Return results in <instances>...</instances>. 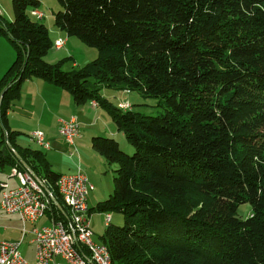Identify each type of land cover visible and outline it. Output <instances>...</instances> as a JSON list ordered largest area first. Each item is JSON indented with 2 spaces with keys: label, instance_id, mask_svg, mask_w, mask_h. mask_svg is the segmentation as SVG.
Here are the masks:
<instances>
[{
  "label": "trees",
  "instance_id": "16d2710c",
  "mask_svg": "<svg viewBox=\"0 0 264 264\" xmlns=\"http://www.w3.org/2000/svg\"><path fill=\"white\" fill-rule=\"evenodd\" d=\"M59 2L56 27L99 56L70 72L46 62L50 31L29 16L40 2L12 0L14 20L0 16L16 52L0 80V167L32 169L62 207L46 215L66 219L62 175L43 151L17 145L22 134L9 126L23 83L41 79L106 109L134 148L129 156L113 138H92L118 165L114 192L96 207L125 220L107 223L100 242L113 264H264V0ZM102 87L159 98L165 114L123 111Z\"/></svg>",
  "mask_w": 264,
  "mask_h": 264
},
{
  "label": "built area",
  "instance_id": "2783aa9c",
  "mask_svg": "<svg viewBox=\"0 0 264 264\" xmlns=\"http://www.w3.org/2000/svg\"><path fill=\"white\" fill-rule=\"evenodd\" d=\"M31 15L39 21L45 18V14L38 10H33ZM65 45V40H57L53 47L61 50ZM119 107L123 111L132 110L128 101L120 103ZM58 131L71 147L81 136L76 117L60 120ZM30 138L42 150L49 151L52 148L42 131H34ZM13 175L19 180V186L10 188L7 184L0 183L1 207L7 214L18 215L23 228L18 242L0 239V264H29L20 250L29 234L28 226H32L30 232L34 235L36 245L35 264H105L100 242L94 239L89 218L88 199L95 187L83 170L78 169L76 173L59 178L57 183L60 192L66 197V219L58 222L53 220L52 224L42 227H38L39 220L55 203L51 199L49 187L44 180L18 168L13 169Z\"/></svg>",
  "mask_w": 264,
  "mask_h": 264
},
{
  "label": "crops",
  "instance_id": "0c3cea01",
  "mask_svg": "<svg viewBox=\"0 0 264 264\" xmlns=\"http://www.w3.org/2000/svg\"><path fill=\"white\" fill-rule=\"evenodd\" d=\"M59 31L52 30V32L50 31V34H52L53 36L56 35V41H67L65 46H69L71 43V37H69L68 39H61L64 37ZM62 32L65 33L64 31ZM66 51H68V53L71 52L70 50ZM69 58L73 59L71 55ZM10 64H12L11 60L0 59V80L8 71L7 69L9 66H11ZM73 66L76 67L78 65L74 63ZM123 93L124 96H129L131 94L130 91H123ZM123 100L129 102V100L127 99ZM95 104L96 103L92 101L85 105H78L71 94L67 91L55 85H51L41 79L33 78L23 83L20 99L14 102L12 109L8 112L9 126L13 131L20 132L22 135H25L26 133V136L28 137L29 145L24 143L23 140L19 139H17V145L23 148L43 151L46 155V160L52 170L54 169L53 166L57 165L58 161V167L61 170V172H58V174H73L76 173L78 169L85 172V169L83 167V154L87 151V148L92 147V135L98 134L97 132L101 130V127L96 129V131H94V129L98 127L99 124H105L106 121L105 116L103 114H100L102 113L99 110L100 107ZM72 117H76L81 132V136L76 140L73 147L69 146L65 142L58 131L60 120H68ZM108 125H110L109 122ZM109 128L111 131H113L111 127ZM34 131H42L46 134L47 140L52 145V148L49 151L42 150L36 143L31 140L30 134ZM87 142H89V145H86ZM72 154L73 156H71ZM67 156L73 158L69 160L70 158L67 159ZM65 159L67 161H72V167H70L67 162H63V160ZM23 164L25 166L24 161ZM14 168L15 167L11 166H5L4 168L0 167V183L7 184L10 188H16L19 186V180L13 175ZM24 168V171L21 169L19 170L23 171L24 173H31L33 175L35 174L28 166H25ZM67 170L71 172L67 173ZM35 177L41 181L44 180L40 179L37 175ZM1 192L2 190L0 189V210L6 215V217L2 218L0 216V239L8 242H18L21 239V232L23 228L22 221L20 217H18V215L7 214L3 211L1 207ZM89 209L91 210L92 208L89 206ZM90 215V218L92 220L93 213L90 212ZM52 221L53 220L50 219L49 215H45L42 219L39 220L38 227L48 226L52 224ZM28 229L29 234L26 236L24 243L21 245V252L25 247L28 250L30 249V247H33L34 251L36 250L34 235L30 232L32 226H28ZM22 254L25 257L23 252Z\"/></svg>",
  "mask_w": 264,
  "mask_h": 264
},
{
  "label": "rangeland",
  "instance_id": "374dc122",
  "mask_svg": "<svg viewBox=\"0 0 264 264\" xmlns=\"http://www.w3.org/2000/svg\"><path fill=\"white\" fill-rule=\"evenodd\" d=\"M38 1L40 2V6L37 10L43 12L45 14V18L44 20L39 21L37 18L31 15V12H29L30 18L33 21H39L40 23L46 25L51 32L52 30L59 31V29H57V27L55 26V15L60 11H64V7L61 5L59 0ZM0 12V16L2 19L9 22L13 21L14 9L12 5V0H0ZM59 32L62 33L64 37L61 39L69 38L62 31ZM50 37L54 44V42L56 41V35L53 36L52 34H50ZM63 48L64 49L59 51L52 47L48 55L45 57V60L52 64L63 62L62 70L67 72L83 69L92 64L99 56V51L97 49L88 47L77 37H71L70 45L64 46ZM66 50H70L71 52L69 53L71 54H69ZM70 55L71 57H73V59H69ZM15 58L16 52L13 43L11 42L9 37L0 34V59L11 60V63L13 64ZM74 63H76L78 66L74 67ZM10 67L11 66H9L8 69ZM89 82L90 86H93V84H95V78L93 76H90ZM101 89V96L115 107H118L120 103L125 102V100L123 99H127L132 105V111L136 113L142 114L144 116H158L161 114H165V109L163 107L164 102L159 98L146 97L137 91L131 92L129 96H124L123 91H121L120 89L110 87H102ZM99 110L102 112L100 114H103L105 116L106 121L105 124L103 123L104 125L99 124L98 127L94 129V131H96V129L101 127V130L97 132L98 134H93L92 137H103L110 139L113 138L118 141L121 150L126 155L132 156L135 152L134 148L128 142L124 133L119 131L116 124L113 122L111 116L109 115L110 113L106 109H103L101 107L99 108ZM108 122L110 125H108ZM108 126L111 127L113 131H111ZM18 139L23 140L24 143L28 144V137L26 136V133L25 135H20ZM86 145H89V142H87ZM69 158L70 157L67 156V159ZM71 158L69 160H71ZM63 162H67V164L72 167V161H67L65 159L63 160ZM58 164L59 162L57 161V165L53 166V171L56 173L61 172L58 167ZM83 167L85 169L84 173L88 176L89 180L91 181V183H93L95 187V190L89 196L88 204L92 208L91 212L93 213L92 220H90L92 224V231L94 233V239L96 242H101L107 225V217L109 215L112 214L113 216V221L111 223L112 225L123 226L125 224L124 217L120 213L112 212L111 214H106L99 213L96 210L97 204L107 200L109 196L114 192V178L116 176L115 170L118 169V165L108 164L107 161H105V158L100 153L93 150V147H90L87 148V151L83 154ZM68 172L71 171L67 170V173ZM250 211V205L244 204L240 207L239 215L242 218H245L249 215ZM0 216L2 218L6 217V215L1 210ZM22 252L24 253L25 259L29 264H35V251L33 247H30L29 250L25 247L22 249Z\"/></svg>",
  "mask_w": 264,
  "mask_h": 264
},
{
  "label": "bare ground",
  "instance_id": "6f19581e",
  "mask_svg": "<svg viewBox=\"0 0 264 264\" xmlns=\"http://www.w3.org/2000/svg\"><path fill=\"white\" fill-rule=\"evenodd\" d=\"M26 172V171H25ZM28 172V171H27ZM57 187H58V191H59V194L61 195V197L65 200V203H66V197H65V195H63L61 192H60V186L58 185V183H57ZM50 192V191H49ZM51 193V192H50ZM50 196H51V199L53 198V194H50ZM55 202H56V200H54ZM53 201V202H54ZM13 216V215H12ZM91 216V215H90ZM19 217V216H18ZM91 219V218H90ZM112 220V218H111V216L109 215L108 217H107V223H109L110 221ZM100 251H102L103 252V254H104V257H105V264H113V262H112V257H111V254H110V252H109V250H108V248L104 245V244H102V243H100Z\"/></svg>",
  "mask_w": 264,
  "mask_h": 264
},
{
  "label": "water",
  "instance_id": "95a60500",
  "mask_svg": "<svg viewBox=\"0 0 264 264\" xmlns=\"http://www.w3.org/2000/svg\"><path fill=\"white\" fill-rule=\"evenodd\" d=\"M7 90H8V89H5L4 92H3L2 95H1V98H0V109H1V104H2V98H3V96H4V94H5V92H6ZM0 114H1V110H0ZM9 147L12 149V146H11L10 144H9ZM19 159H20V157H19ZM20 160H21V159H20ZM55 204H56L59 208H61L58 202H55Z\"/></svg>",
  "mask_w": 264,
  "mask_h": 264
}]
</instances>
